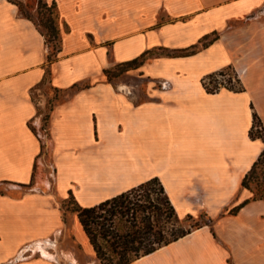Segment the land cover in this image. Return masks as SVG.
Masks as SVG:
<instances>
[{
    "label": "crops",
    "instance_id": "0c3cea01",
    "mask_svg": "<svg viewBox=\"0 0 264 264\" xmlns=\"http://www.w3.org/2000/svg\"><path fill=\"white\" fill-rule=\"evenodd\" d=\"M49 1L61 21L50 63L34 21L0 0V264H59L47 246L67 228L61 200L94 206L152 178L179 218L207 214L211 222L131 264H264V199L219 217L251 199L241 182L264 149L250 136L254 111L264 125V19L248 18L264 12V0ZM213 33L218 39L194 54H155ZM144 53L155 55L133 71L172 86H150L138 101L104 71ZM228 66L243 90L207 91L203 79ZM45 77L63 91L93 82L53 106L46 139ZM71 227L93 253L76 213Z\"/></svg>",
    "mask_w": 264,
    "mask_h": 264
},
{
    "label": "trees",
    "instance_id": "16d2710c",
    "mask_svg": "<svg viewBox=\"0 0 264 264\" xmlns=\"http://www.w3.org/2000/svg\"><path fill=\"white\" fill-rule=\"evenodd\" d=\"M18 5L21 14L34 21L41 31L42 25H40L33 17L28 14L23 8V4L17 0H11ZM43 6H47V10L50 11V17L46 20V26L49 29L50 36L53 39H57L60 35V29L55 24V18L52 16L53 10L56 8V3L52 2L50 6L46 2H43ZM218 34L213 33L204 37L199 44L193 45L189 48L183 49H169L163 48L160 53L169 56H185L196 53L199 49L206 47L216 39ZM148 53H144L141 56L118 64V68L121 67V71H127L128 69H136L140 67L148 58ZM152 53H150L151 55ZM49 55V60H51ZM232 69L231 66L224 68L220 71L209 74L203 79V85L209 92L218 91L220 84L215 77L225 75V71ZM113 70L107 69L105 72L107 75L111 74ZM236 79L240 85L239 88L232 85H222L229 89L240 91L243 90L241 80L237 73H235ZM211 84H214L212 87ZM255 127L262 128L264 131L263 122L256 111L253 112V125L250 130V136L252 138H261L264 142V136L255 135L253 130ZM264 156V149L260 153L258 159L254 162L249 172L245 175L241 182L243 188H249V177L256 172V169ZM159 191L165 196V203L168 205L162 208V204L159 199L154 197L156 191ZM74 199V197L71 195ZM264 199V186H262L261 193L254 195L251 199L245 200L243 203L236 206L234 211L239 210L250 200ZM75 200V199H74ZM76 207L74 212L78 215V218L88 235L90 242L96 252V255L100 259L112 261V257L107 256L108 249L114 254L118 255L120 260L118 264H131L133 261L141 256L154 252L158 248L167 245L179 238L187 235L192 230H183L174 232L170 237H165L164 233L169 227L174 226L179 222V217L171 204L165 190L158 178H152L133 187L125 192H122L112 198L102 201L101 203L83 207L79 205L76 200ZM169 210V213L167 212ZM189 218L192 216L188 215ZM209 224V223H206Z\"/></svg>",
    "mask_w": 264,
    "mask_h": 264
},
{
    "label": "rangeland",
    "instance_id": "374dc122",
    "mask_svg": "<svg viewBox=\"0 0 264 264\" xmlns=\"http://www.w3.org/2000/svg\"><path fill=\"white\" fill-rule=\"evenodd\" d=\"M22 2L23 8L25 11L30 14L33 19H35L40 25H42L43 31L39 29L44 37L45 45L48 52V62L57 59L59 49L61 47V36L55 40L53 37L50 36V32L48 27L46 26V20L51 16L50 11L47 10V6H43V2H46L48 6L51 5V2L49 0H17ZM52 16L55 18V24L60 28L61 21L60 16L57 12V9L55 8L53 10ZM248 18H256V19H264V12L263 9H260L256 12H253L251 15L248 16ZM37 26V25H36ZM155 54H161L160 51H156ZM152 53L150 56H148V59L153 58L155 55ZM49 55H51V60H49ZM164 55V54H163ZM146 60V61H147ZM120 64V63H119ZM118 65V64H117ZM115 65L114 67H109L107 69L113 70L111 74L107 75L105 72V81L113 85L119 93L128 96L133 97L137 99L138 101H143L146 99L147 90L150 86H153L155 88H158L160 90H167L171 88L172 82L168 79L161 78V79H151L148 78L144 72L140 71H133V69H128L127 71H121V67L118 68V66ZM236 70L234 68H230L227 71H225V75L215 77L217 79V82L221 83V87H225L222 85H232L237 88L240 87L236 76H235ZM92 81H81L73 84L69 89L63 91L59 89H52L49 87L47 78L43 80L41 85L39 86L40 89H42L41 94L44 95L46 98V107L41 108L40 114L42 115V134H44V139L47 138V134L49 133V116L51 109L54 105L58 103L64 102L66 99H68V96L71 94H75L79 92L81 89L88 87L92 84ZM214 84H211L210 87H212ZM214 87V86H213ZM37 88L35 91V95L40 93V89ZM219 88V89H220ZM255 135H262L264 136V131L262 128L255 127L253 130ZM47 142H45V145ZM48 149H45L44 151L48 153ZM47 155V154H46ZM47 171L51 170V165L46 166ZM49 180L52 179V175L47 174L46 175ZM249 190L251 191V197L254 195H259L262 190V186H264V156L261 159V162L259 163L256 172L253 173L249 179ZM154 197L156 199H159V201L162 204V208L168 206L165 203V196L161 194L158 190L155 192ZM239 203H233L223 210V212L220 214L223 217L225 215H231L236 214L239 212V210L234 211L236 206H238ZM60 206L63 211V215L65 218V221L67 223V228L65 232L58 236L57 239H53L54 241H50L47 246V251L51 253L54 258L59 262V264H118L120 258L118 255L114 254L112 251L110 252V249H108L107 256L112 257V261H109L108 259H100L96 252H87L85 250V247L76 239L74 236L72 227H71V221H72V215L74 212V208L76 207L75 200L69 195L66 199H63L60 201ZM167 212L169 213V210L167 209ZM192 218H189L188 216L184 218H180L179 222H177L174 226L169 227V229L164 233L165 237H170V235L174 232L178 231H187V230H193L197 227H200L203 224L211 222L210 217L207 216V214H202L198 217H195L193 215ZM217 222V218H213V224ZM46 241L42 242L41 244L44 245ZM40 250V249H39ZM41 252V251H40ZM43 253V252H42ZM50 254V255H51ZM51 256V257H53ZM230 261L232 264H234L233 258H230Z\"/></svg>",
    "mask_w": 264,
    "mask_h": 264
}]
</instances>
